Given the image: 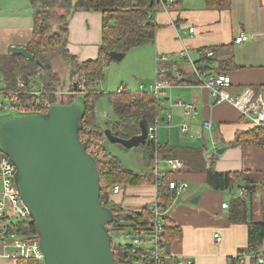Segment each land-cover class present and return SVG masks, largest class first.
<instances>
[{
    "label": "crops",
    "instance_id": "crops-1",
    "mask_svg": "<svg viewBox=\"0 0 264 264\" xmlns=\"http://www.w3.org/2000/svg\"><path fill=\"white\" fill-rule=\"evenodd\" d=\"M156 8L155 40L136 47L141 48L143 62L150 73L147 79L154 76L159 67L165 69L166 73L171 65H175L174 70L171 69L173 74L179 69L184 77L183 83L168 88L171 91L169 94L166 89L159 96L164 101L157 119L162 121L158 126L157 143L175 148L178 156H171L165 151L157 158L162 161V170L167 173L173 171L171 179L187 183L184 191L171 196L168 206V224L174 226L176 231H169L166 235L167 250L173 256L193 259L194 264H256L248 257V225L230 223L228 213L233 199L247 195L252 200L253 219L264 222V193L260 196L256 194L260 186L257 185L253 194L246 191L250 190L248 186L251 185L247 184V180L255 184L264 183V147L232 145L239 133L251 131L255 126L242 116L233 103L216 104L210 89L195 76L190 61H199L206 49H213L212 68L229 75L232 84L228 89L231 93L241 94L247 87L264 90V0H231L229 8L223 9L209 7L206 0H175L167 7L160 4ZM103 22V12L100 10H77L70 17L67 49L79 62L86 63L98 58ZM33 27L34 7L30 0H0V55L12 54V47H25ZM241 33H247L249 40L236 44L234 39ZM182 52H186L188 58L181 57ZM163 56L169 60L158 63ZM120 88L136 94L150 93L147 87L132 91L129 85L121 84L118 90ZM170 94L175 95L176 101L167 102ZM180 100L195 105L194 118L184 120V110L177 105ZM168 113L171 114L170 121L166 119ZM205 119L213 121L211 130L203 127ZM185 122L190 130L187 134L182 131ZM161 124L168 128L167 132L164 128L160 129ZM173 125L182 136L175 130L170 131ZM223 146L226 149L219 154ZM190 151L201 154L206 167H210L213 161L215 170L244 172L245 180L226 191L211 189L206 183L205 170L189 164L190 159H194L188 154ZM167 159H179L182 166L167 167L164 161ZM148 168L143 152V166L128 169L142 173ZM153 182L135 186L119 185L121 192H111L110 200L126 212L139 214L159 198ZM224 204L228 206L224 207ZM216 233L221 236V241L216 240ZM240 257L245 258V263H239Z\"/></svg>",
    "mask_w": 264,
    "mask_h": 264
},
{
    "label": "trees",
    "instance_id": "trees-1",
    "mask_svg": "<svg viewBox=\"0 0 264 264\" xmlns=\"http://www.w3.org/2000/svg\"><path fill=\"white\" fill-rule=\"evenodd\" d=\"M34 7V27L32 39L25 46L28 52L34 55V60L27 59L21 55H5L0 57V102H9L11 108L14 106L15 97L12 93L22 90L18 85L21 80L24 90L31 91L37 85V77L42 79L41 88L45 91L42 101L56 103V91L62 82L56 72L52 70V62L59 56L69 62L72 70V83H78L82 78L86 81L84 88H77L83 92L84 116L81 120L80 137L87 146L88 151L95 150V158L100 172L101 202L113 214V221L124 218L123 229L127 226L150 228L152 214L150 208L146 207L141 213H130L124 211L110 200L111 189L114 186H135L152 183L155 180L153 164L160 153L168 151L171 156H178L175 148L165 147L153 141H147L143 150L145 161L149 170L136 173L126 168L120 159L111 154L107 148L108 139L104 129L109 128L118 137L129 139L141 133V121L147 129L155 125L162 111L161 97L148 92L132 93L126 88L118 93L109 94L114 111L113 119H109L103 125L98 117L97 105L103 92L97 89L99 83L104 79V72L108 64L115 62L110 57V52L117 51L126 53L132 48L152 43L156 37L157 24L154 20L156 7L161 4L158 0H30ZM231 0H206L211 8H229ZM62 10L65 13H60ZM77 10H100L103 12V38L96 60L81 63L77 57L67 49L69 36V22L72 14ZM6 63H5V61ZM214 60V59H213ZM4 61V62H3ZM9 61V62H8ZM171 65L162 76L174 82L173 69ZM174 70V69H173ZM179 70V69H178ZM42 71L41 75L38 73ZM184 82V77L181 83ZM264 89V86L262 87ZM74 92V84L69 89ZM73 95V94H70ZM20 101L32 103L36 99L32 95L17 97ZM23 107V106H22ZM21 107V108H22ZM24 108V107H23ZM34 108L30 105V108ZM9 109V110H10ZM36 109L45 110L43 106ZM7 110V111H9ZM7 111H0V114ZM249 144L256 147H264V129L255 127L251 131L239 133L232 145ZM106 147V148H104ZM188 152L194 159L189 164L205 170L208 186L216 191H226L235 186L239 181L245 180L244 172H220L215 170L214 162L206 167L205 161L198 152ZM192 153V154H190ZM205 167V168H204ZM173 171L167 173L172 178ZM154 183V182H153ZM247 184H255L247 180ZM257 184V183H256ZM264 187V183L257 184ZM259 187V188H260ZM256 189V188H255ZM255 189L246 190L253 194ZM172 196V195H171ZM171 196L160 195V201L166 207L169 206ZM251 198L243 195L233 199L228 213V220L232 224L248 225V248L249 251H258L264 245V222L253 219V208ZM19 226V234L39 236L37 225L33 218L15 221ZM119 230V229H118ZM169 231H176L175 227L168 224L166 217L164 225V237ZM167 247V244H166ZM112 251L117 264H135L137 257L125 250L122 244L114 243L112 240ZM255 263V260H253ZM19 264H34L33 260L22 259Z\"/></svg>",
    "mask_w": 264,
    "mask_h": 264
},
{
    "label": "water",
    "instance_id": "water-1",
    "mask_svg": "<svg viewBox=\"0 0 264 264\" xmlns=\"http://www.w3.org/2000/svg\"><path fill=\"white\" fill-rule=\"evenodd\" d=\"M12 54L35 58L25 47H12ZM109 55L117 62L125 57L117 51ZM83 116L84 110L62 101L47 113H20L0 122V151L17 167L15 181L37 225L45 264H117L107 227L114 217L101 202L96 158L80 137ZM104 133L126 148L147 143L142 121L141 133L129 139L109 128Z\"/></svg>",
    "mask_w": 264,
    "mask_h": 264
},
{
    "label": "built area",
    "instance_id": "built-area-1",
    "mask_svg": "<svg viewBox=\"0 0 264 264\" xmlns=\"http://www.w3.org/2000/svg\"><path fill=\"white\" fill-rule=\"evenodd\" d=\"M165 7L174 3L175 0H158ZM194 31L193 28L190 29ZM249 40L247 33H241L234 39L236 44H241ZM181 57H187L186 52L180 54ZM215 56L213 49H206L203 53V58L197 62L190 61L194 67L195 76L203 82V85L210 89L211 95L216 104L225 102L233 103L241 112L243 117L248 118L255 127L264 129V90L256 91L252 88H245L241 94L234 95L229 91V87L232 84L231 78L227 73L218 72L212 68V59ZM169 58L163 56L158 59V63L166 62ZM165 74V69L159 67L157 69V79L153 84H150L149 92L156 97H159L166 89L173 87L177 83L183 80V76L179 70L174 71V82L162 77ZM81 79L78 86L82 87ZM18 85L22 90L12 93L17 96L22 94L23 96L32 95L36 99L32 103L20 101L17 97L13 102V105L19 106L20 113H47L51 107L59 104L56 103H44L42 101L45 94L41 88H37L28 91L24 90V83L19 80ZM80 87V89H82ZM146 86L141 85L140 89L144 90ZM124 88H120L117 92L120 93ZM82 91H74L70 94H75ZM69 94V93H68ZM83 94V92H82ZM30 105L34 108H30ZM184 110V120H189L195 117L196 107L193 103L179 101L177 104ZM24 108H23V107ZM38 106H43L45 110L36 109ZM9 102H0V111L4 112L11 108ZM22 107V108H21ZM168 121L171 120V114L166 115ZM165 121V120H164ZM163 121V122H164ZM162 123L160 120H156L155 125L147 129V141H153L157 143V131L158 126ZM205 129L211 130L214 127L213 121L205 119L203 122ZM183 133H189L188 123L185 122L182 125ZM96 154V151L93 152ZM165 166L170 168H180L182 162L179 159H167ZM161 160L156 158L154 162V176L155 180L153 185L158 192V200L149 205L150 212L152 214L151 225L149 229L146 227H134L127 226L123 229L125 223L124 218H119L113 224L110 223L107 227L109 233L111 230L123 231L126 243L122 244L126 251L137 257L135 264H194L193 259L185 257L173 256L168 252L166 247V241L164 237V225L168 213V207L160 201V195L171 196L173 194L178 195L187 188V183H179L176 180L169 179L167 172L161 168ZM17 173V167L11 158L0 151V264H19L22 259L33 260L34 264H45V255L41 247L40 237L19 234V226L15 224V221L21 222L22 220L32 218L30 211L23 202L19 188L15 181V175ZM120 186L113 187V193L118 194L121 192ZM228 204H224L227 207ZM119 229V230H118ZM217 241H221L222 238L219 234H215ZM11 239H13L11 241ZM248 257L251 260H255L256 264H264V245L258 249V251H250ZM245 258L240 257L239 263H245Z\"/></svg>",
    "mask_w": 264,
    "mask_h": 264
},
{
    "label": "rangeland",
    "instance_id": "rangeland-1",
    "mask_svg": "<svg viewBox=\"0 0 264 264\" xmlns=\"http://www.w3.org/2000/svg\"><path fill=\"white\" fill-rule=\"evenodd\" d=\"M60 13L63 14L65 12L60 10ZM32 37L33 36L31 35L30 40L32 39ZM29 41H28V43H29ZM140 49L141 48H136V47L132 48L131 50H129L126 53V55L122 61L111 62L110 64H108V66L105 69L104 79L97 86V89L99 91L103 92V95H101V97L98 101V105H97L98 117H99L100 122L103 125L109 119H113V117H114V111H113V107L111 104L109 94L117 92L118 87L121 84L129 85V88L132 91H136V90L139 91L140 90L139 85L144 84L147 87V90L149 91L150 90V88H149L150 84H153L157 79V73L156 72H155L154 76L147 79V74H150V73L147 71V65L145 64V62H143V58L141 56ZM1 56L4 57L5 55H0V57ZM54 60L55 61H53L51 63L52 64V70L58 74V76L62 82V85L59 86V88L57 89V91L55 93L56 94V101H58L59 104L62 101H64L65 104H68L70 106H73V107L79 109L80 111H83L84 110V100H83L82 92H78V93H75L73 95H70L71 92L69 91V89L71 88L72 84H74V83H72L73 79H72V70H71L70 63L65 62V60H63V58H61L59 56H57ZM5 63H6V61H5ZM2 69L3 68L0 66L1 71H2ZM41 74H42V71H40L38 73V75H41ZM38 77H37V85L35 87L39 90V88H41L42 79H41V76H40V78H38ZM81 81H83L81 84H82V87L84 88L86 85V81L83 78ZM0 82H1V75H0ZM137 86H138V88H137ZM80 87H81V85H80ZM42 91H44V90L42 89ZM167 92L169 94L171 91L168 89ZM170 95H169L170 100L167 102L170 103V101L171 102L176 101L175 95L174 94H170ZM46 102L51 103L53 101L52 100L45 101L44 103H46ZM169 103H167V104H169ZM15 114H20V111L16 108H12L9 111L0 114V122L4 118L6 119L7 117L13 116ZM171 127L172 128L170 129V131L174 132V130H175L179 134V131L176 128V126L173 125ZM161 128H164L165 132L168 131V128L164 124H161L160 129ZM174 128H176V129H174ZM179 135L182 136V134H179ZM0 145H2L1 137H0ZM143 147H144V144L140 145L139 147L126 148L125 146H123L119 143H111L110 141L107 142L108 150L111 153H113L114 155H116L120 159L121 163L128 168H136V166H138V165L143 166V152H144ZM89 152H91L93 154V152H95V150H91ZM117 186H119V185H117ZM112 190H113V188L111 189V192L113 193ZM235 191H237V187H235ZM262 193H264V187L263 188L260 187L256 192V194L257 195L259 194V196ZM172 201H174V198ZM262 201H264V196H262ZM110 235H111L114 243H117V244L126 243V239L124 237L123 231L111 230ZM12 240L13 239H11V241Z\"/></svg>",
    "mask_w": 264,
    "mask_h": 264
}]
</instances>
